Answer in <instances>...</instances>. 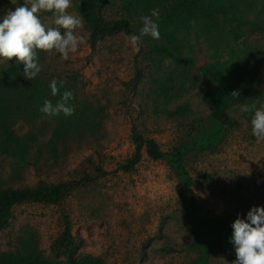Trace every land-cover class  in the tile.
Here are the masks:
<instances>
[{
	"label": "rangeland",
	"instance_id": "obj_1",
	"mask_svg": "<svg viewBox=\"0 0 264 264\" xmlns=\"http://www.w3.org/2000/svg\"><path fill=\"white\" fill-rule=\"evenodd\" d=\"M30 2L0 0V14ZM126 2L106 0L101 14L125 20L129 30L119 28L92 40L72 0L66 11L83 19L75 32L84 43L67 59L38 49L41 71L33 80L23 77L27 85L37 83L40 97L35 100L37 92H32L23 111H13L12 128L18 136L34 138L23 156L0 153V185L66 181L84 173L92 180L60 203L14 207L13 219L0 230V254L20 251L18 238L31 235L54 261L51 244L68 218L71 233L81 241L76 259L89 255L104 264H232V221L238 214L243 218L250 207H264V139L252 135L251 124L228 130L210 118L198 119L210 113V79L200 67L240 65L242 79L252 81L264 104V23L223 36L195 25L173 31L185 36L183 54L194 59L192 65L178 64L150 50L160 38L145 36L138 48L131 46V35L142 26L139 18L150 11L130 12ZM155 10L160 20L164 7ZM38 15L46 28L60 27L51 11ZM20 63L15 57L0 58V76ZM52 79L63 81L60 92H73L74 116H48L39 110L44 100L55 104L60 99V92L51 94ZM185 105L189 112L176 111ZM228 111L245 123L238 104ZM133 127L165 155L154 159L143 148L135 168L123 171L120 164L134 151ZM55 130L67 134L53 149Z\"/></svg>",
	"mask_w": 264,
	"mask_h": 264
},
{
	"label": "trees",
	"instance_id": "obj_2",
	"mask_svg": "<svg viewBox=\"0 0 264 264\" xmlns=\"http://www.w3.org/2000/svg\"><path fill=\"white\" fill-rule=\"evenodd\" d=\"M82 11L84 21L90 31V38L101 37L123 28L129 30L125 20L104 17L101 14L106 0H75ZM126 9L130 12L145 13L159 7L164 12L159 20L160 41L153 42L150 50L161 56L169 57L178 64H193V57L183 54L185 36L176 35L173 31L184 30L185 27L201 26L207 31L223 36L238 28L264 23V0H127ZM200 69L210 79L206 98L210 104L208 117H199L203 121L210 118L228 130H240L250 124L251 113H242L245 123L231 116L229 108L242 103H256L261 105L259 93L253 88L252 81L242 79L244 70L240 65H221L218 67L201 66ZM23 66L16 64L5 69L0 76V153L23 156L28 153L29 143L34 138L18 136L12 124L13 111L22 110V104L32 92H37L35 100H39V88L34 81L27 85L23 79ZM252 77V76H251ZM239 90L240 96L233 97L230 93ZM21 91L23 94L17 93ZM32 99H28L30 102ZM176 111L189 112L188 106H179ZM75 112L72 114L74 116ZM91 117H87L89 122ZM68 129L72 128L68 127ZM66 131L55 130L50 139L52 148L56 146ZM131 140L134 151L124 163L120 164L123 171H131L141 160L143 148L151 158H162L165 154L158 144L150 138L136 132L132 128ZM98 173L102 169L97 167ZM92 180L91 175L84 173L79 179L66 181L37 180L32 183L17 186L0 185V230L5 228L14 217V207L21 204L41 202L47 204L60 203L71 192L85 186ZM80 237L71 233L70 221L65 218L63 229L51 244L55 260L47 259L38 248L36 240L22 235L18 238L21 250L15 253L0 254V264H104L103 259L92 256L75 258V251L80 243ZM62 257L63 260L58 258Z\"/></svg>",
	"mask_w": 264,
	"mask_h": 264
},
{
	"label": "clouds",
	"instance_id": "obj_3",
	"mask_svg": "<svg viewBox=\"0 0 264 264\" xmlns=\"http://www.w3.org/2000/svg\"><path fill=\"white\" fill-rule=\"evenodd\" d=\"M72 0H31L22 3L14 10L0 14V58L15 57L23 66V77L33 80L41 71L37 50L55 51L62 58L67 59L70 53L77 51L84 43V37L75 32L83 24V19L70 14L67 9ZM51 11L54 24L60 27H45L38 13ZM142 26L138 34H132L130 44L134 48L140 46L143 37L160 38L159 13L152 9L150 14L139 18ZM60 29H63L61 34ZM63 87V81L52 79L49 83L51 94L56 96ZM233 97H239L240 91L233 90ZM73 92H60V99L53 104L44 100L40 111L48 116H71L74 105L71 103ZM241 113H251L250 124L252 135L257 139H264V104L242 103L239 105ZM232 233L230 243L235 251L232 264H264V207H250L243 218L238 214L231 223Z\"/></svg>",
	"mask_w": 264,
	"mask_h": 264
}]
</instances>
